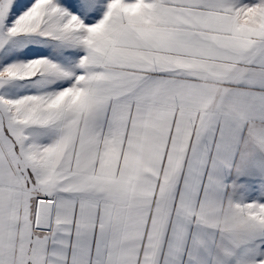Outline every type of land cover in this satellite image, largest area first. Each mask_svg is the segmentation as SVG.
Masks as SVG:
<instances>
[{
    "label": "snow or ice",
    "instance_id": "obj_1",
    "mask_svg": "<svg viewBox=\"0 0 264 264\" xmlns=\"http://www.w3.org/2000/svg\"><path fill=\"white\" fill-rule=\"evenodd\" d=\"M0 264H264V0H0Z\"/></svg>",
    "mask_w": 264,
    "mask_h": 264
}]
</instances>
